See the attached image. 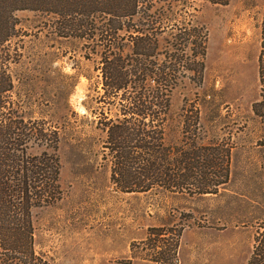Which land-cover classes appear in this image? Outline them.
Masks as SVG:
<instances>
[{"label": "rangeland", "instance_id": "rangeland-1", "mask_svg": "<svg viewBox=\"0 0 264 264\" xmlns=\"http://www.w3.org/2000/svg\"><path fill=\"white\" fill-rule=\"evenodd\" d=\"M263 14L264 0L173 4L171 26L176 20L203 25L208 39L202 75L187 69L191 51L181 64L186 69L174 59L170 64L180 75L164 141L182 143L185 116L197 106L198 141L231 148L228 182L217 193L189 194L161 188L123 192L112 182L105 124L117 118L120 104L103 88L99 53L84 40L59 35L54 14L15 13L16 33L3 52L13 89L2 116L59 135L62 194L53 204L31 210L34 264H156L151 229L176 226L182 228L177 264H247L256 232L264 228V124L252 111L260 92ZM42 144L31 143L29 151L40 153L47 147ZM4 252L0 246V264Z\"/></svg>", "mask_w": 264, "mask_h": 264}, {"label": "trees", "instance_id": "trees-1", "mask_svg": "<svg viewBox=\"0 0 264 264\" xmlns=\"http://www.w3.org/2000/svg\"><path fill=\"white\" fill-rule=\"evenodd\" d=\"M184 1L198 0H0V246L5 251L3 264L15 259L21 264H34L37 257L32 250L31 210L53 204L62 194L58 133L44 128L34 130L23 120L2 116L10 102L6 96L13 89L12 77L4 68L3 52L5 44L16 33L15 13L19 10L56 15L59 35L84 40L91 52L99 53L103 88L106 94L118 98L120 104L117 118L110 119L105 129L113 160L111 180L121 191L146 192L161 188L177 193L206 194L217 193L219 186L228 182L231 148L222 142L205 145L198 141L200 112L197 106L193 115L185 116L182 143L168 146L164 141V122L172 91L177 86V75H180V70L170 65L174 63L172 60L184 69L181 64L186 51H191L194 58L186 56L187 69L200 75L204 70L206 28L189 26V22L179 20L174 28L170 23L173 4ZM204 1L226 5L230 0ZM136 16L139 18L133 24ZM161 55L164 61L160 60ZM258 78L259 99L252 104V111L264 124V14ZM38 140L47 147L32 154L30 144ZM181 236L182 228L178 226L152 228L151 260L156 264H177ZM10 251L14 252L12 256ZM247 264H264V228L256 232Z\"/></svg>", "mask_w": 264, "mask_h": 264}]
</instances>
